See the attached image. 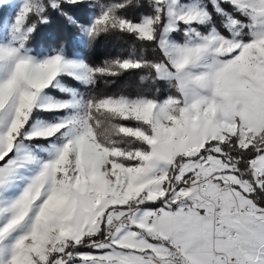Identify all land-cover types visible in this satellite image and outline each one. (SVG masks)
<instances>
[{
    "label": "snow or ice",
    "instance_id": "snow-or-ice-1",
    "mask_svg": "<svg viewBox=\"0 0 264 264\" xmlns=\"http://www.w3.org/2000/svg\"><path fill=\"white\" fill-rule=\"evenodd\" d=\"M0 9V264H264V0Z\"/></svg>",
    "mask_w": 264,
    "mask_h": 264
},
{
    "label": "trees",
    "instance_id": "trees-1",
    "mask_svg": "<svg viewBox=\"0 0 264 264\" xmlns=\"http://www.w3.org/2000/svg\"><path fill=\"white\" fill-rule=\"evenodd\" d=\"M5 11L0 9V12ZM77 15L82 14V10H78ZM76 34V29L70 27L66 21L58 16H53L51 23L40 29L37 35V43L42 44H58L64 43L72 50V41ZM127 47L124 40L113 36H101L91 47L86 48L83 55L91 63H100L108 59ZM146 87L141 84L138 77L125 76L116 81L115 85L109 86L111 92L135 93ZM104 88V85H101Z\"/></svg>",
    "mask_w": 264,
    "mask_h": 264
}]
</instances>
